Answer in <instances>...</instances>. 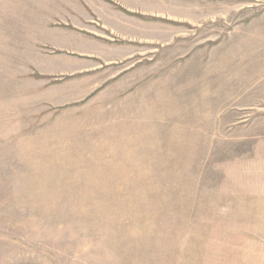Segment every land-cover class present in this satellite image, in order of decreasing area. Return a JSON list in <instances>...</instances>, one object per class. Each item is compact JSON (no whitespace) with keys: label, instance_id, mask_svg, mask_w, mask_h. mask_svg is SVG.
Here are the masks:
<instances>
[{"label":"rangeland","instance_id":"rangeland-1","mask_svg":"<svg viewBox=\"0 0 264 264\" xmlns=\"http://www.w3.org/2000/svg\"><path fill=\"white\" fill-rule=\"evenodd\" d=\"M0 264H264V0H0Z\"/></svg>","mask_w":264,"mask_h":264},{"label":"crops","instance_id":"crops-1","mask_svg":"<svg viewBox=\"0 0 264 264\" xmlns=\"http://www.w3.org/2000/svg\"><path fill=\"white\" fill-rule=\"evenodd\" d=\"M121 1V0H120ZM127 5V4H126Z\"/></svg>","mask_w":264,"mask_h":264}]
</instances>
